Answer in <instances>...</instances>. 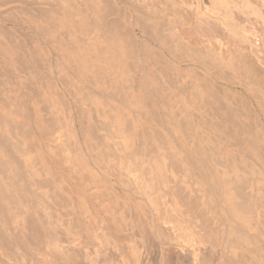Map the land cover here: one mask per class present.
Segmentation results:
<instances>
[{"label":"rangeland","instance_id":"374dc122","mask_svg":"<svg viewBox=\"0 0 264 264\" xmlns=\"http://www.w3.org/2000/svg\"><path fill=\"white\" fill-rule=\"evenodd\" d=\"M147 1L0 0V247L7 248L6 253L0 248L1 263L7 264L10 258H14L11 264H63L66 258L64 264H80L78 258L86 260L82 264H250L254 259L264 260V134L261 148L249 147L254 142L244 128L254 123L256 115L248 110L251 104L235 84L240 80L237 84L242 82V87L260 88L254 87L259 84L251 76L257 74L252 61L236 50L230 57L218 58L217 47L212 49L206 42L212 37L205 36L214 32H209L206 23H195L194 10L190 11L193 15L188 11L190 0ZM195 1L199 11L206 8L201 12L210 7V0ZM258 1L251 3L257 6ZM237 17L236 24H245V17ZM182 21L191 24L183 26ZM239 27L244 30L246 26ZM200 38L204 43L195 41ZM201 45L208 48L204 51ZM194 54L198 62L193 61ZM178 59L186 60L182 64ZM221 59L226 60L225 66ZM134 60L140 63L137 67ZM199 60L201 66L203 62L209 69L214 66L206 70L216 72L218 78L209 72L204 77L202 69L193 72ZM186 64H192V70ZM199 78L210 82L202 83L196 98L191 86ZM251 149L256 151L251 153ZM53 228L59 235H53ZM19 232L25 236L21 238ZM46 236H57V244L63 241L53 249L56 252L47 247ZM33 237L38 242L30 241ZM68 240L79 244L77 250ZM87 240H94L91 244L96 246L83 244ZM41 244L50 251L52 261L46 259L50 256L46 251L45 259L35 255V246ZM15 245L22 251L15 250ZM3 257L9 259L5 262Z\"/></svg>","mask_w":264,"mask_h":264},{"label":"bare ground","instance_id":"6f19581e","mask_svg":"<svg viewBox=\"0 0 264 264\" xmlns=\"http://www.w3.org/2000/svg\"><path fill=\"white\" fill-rule=\"evenodd\" d=\"M147 1V0H146ZM153 1H156V0H153ZM161 1V0H160ZM166 1V0H165ZM167 1H169V0H167ZM180 1V0H179ZM186 1V0H185ZM188 1V0H187ZM194 0H190V2L188 1V3L190 4V8H188L187 6H184V4H182V6H181V4H178V6L180 5L182 8L183 7H187L189 10V12L191 11V10H194L193 12H194V20H195V23H201V24H204V23H206L209 27H210V29L211 30H209V32L211 31V33L213 34V32H214V35H205L206 36V38H211L212 37V39H215V42H212L213 40L211 39L210 41L208 40V39H206V42H210V45L212 46H210L212 49H213V47L214 46H216L217 47V49H218V51H219V53L220 54H218V52L217 53H215V51H213V50H211V51H213V53H215V55H217L218 56V58L220 57V55L221 56H223V57H225V56H228V57H230V55H231V53L232 52H234L235 54H236V52H240V54H241V52H243L244 54H245V56L246 55H248V57L250 58V60L252 61V62H250V66H254V68H253V66L251 67V68H253V69H255L256 70V73L257 74H255V75H251V76H254V83H257V84H259V85H255L254 87H256V88H259V89H255V88H253L250 84V86L251 87H248V84L247 85H245L244 84V87H242V85L240 84V83H242V82H239V84H237V82L238 81H240V80H237V82H235V84L238 86V88H240V93L243 95V96H245V97H247L248 98V100H249V102H250V104H251V108L252 109H248V110H253V112L255 113V119L256 120H254L253 119V122L254 123H251V126H252V124H254V126L253 127H251V126H249V125H246V124H244V125H246L245 126V128H244V126L243 127H241L242 129H241V131L243 130V128H244V134L246 135V137L248 136L249 138H252V140H253V142L254 143H250L249 144V147H250V145L252 146V145H254V146H252L253 148L256 146V147H258V148H261V140H260V138H261V136H263V134H264V132L261 130L262 129V127L264 126V88L262 89V87H264L263 86V84H264V80L263 81H261L260 80V77H263V79H264V0H259L258 2V4H257V2H256V4H257V6L256 5H254L253 3H251V0H210L209 1V3H210V7L209 6H207V8L209 7V9L208 10H206L205 12H201L202 10H205V9H202L201 11H199L198 10V7L197 6H194L193 5V2ZM196 1H198V0H196ZM195 1V2H196ZM199 1H201V0H199ZM130 2V1H129ZM148 2V1H147ZM150 2V1H149ZM148 2V3H149ZM174 2V1H173ZM181 2V1H180ZM158 3V2H157ZM162 3V2H161ZM171 3V2H170ZM179 3V2H178ZM185 3V2H184ZM187 3V2H186ZM186 3H185V5H186ZM199 2H197L196 4H198ZM201 4H202V2H200ZM241 3L243 4V6L241 5ZM132 4V3H131ZM130 4V5H131ZM156 4V3H155ZM154 4V5H155ZM164 4V3H163ZM133 5V4H132ZM149 5V4H148ZM152 5V4H151ZM150 5V6H151ZM169 5V4H168ZM156 6V5H155ZM159 6V5H158ZM165 6V5H164ZM176 7V6H175ZM175 7H174V9H175ZM205 7V6H204ZM150 8V7H149ZM152 8V7H151ZM161 8V7H160ZM159 8V9H160ZM163 8H165V7H163ZM167 8H168V6H167ZM167 8H165V10L167 9ZM191 8H193V9H191ZM169 9H172V8H169ZM176 9H179V7H176ZM176 9H175V12H176ZM181 9V8H180ZM148 10V9H147ZM146 11V10H145ZM164 11V10H163ZM173 10H171V12H172ZM181 11V10H180ZM184 11H186V10H184ZM240 11V12H239ZM136 12V11H135ZM135 12H133V13H135ZM147 12V11H146ZM153 12H154V10H153ZM183 12V11H182ZM188 12V13H189ZM193 12H190L189 14L191 15ZM250 12H252L253 14H251ZM130 13V12H129ZM150 13H152V12H150ZM158 13V12H157ZM172 13H174V11L172 12ZM178 13H179V11H178ZM186 13V12H185ZM184 12H183V14H185ZM137 14H140V12L139 13H137ZM148 14V13H147ZM162 14V13H161ZM164 14V13H163ZM177 14V13H176ZM180 14H182V13H180ZM179 14V16H182V15H180ZM135 15V14H134ZM141 15H143V14H141ZM150 17H151V15H152V17H153V14H148ZM186 15V14H185ZM193 15V14H192ZM239 15V17H240V15H242L243 17H245L246 19H245V24L244 23H238V24H236V20H238V19H236V18H238L237 16ZM251 15H253L252 17H254V19H251ZM130 16H133V14H132V12H131V15ZM144 16V15H143ZM162 16V15H161ZM164 17H166V15H163ZM162 16V17H163ZM170 16V15H169ZM163 17V18H164ZM178 17V16H177ZM129 18H132V17H129ZM135 18V17H134ZM145 18V17H144ZM161 18V17H160ZM159 18V19H160ZM186 18V17H185ZM189 18V17H188ZM241 18V17H240ZM137 19V18H136ZM149 19H151V18H149ZM179 19H180V17H179ZM130 20L131 19H129V22H130ZM139 20V19H138ZM140 20H141V18H140ZM181 20V19H180ZM241 20H243L242 18H241ZM240 20V21H241ZM137 21V20H136ZM145 21V20H144ZM155 21V20H154ZM158 21V20H157ZM171 21V20H170ZM239 21V20H238ZM253 21V22H252ZM134 22V21H133ZM164 22V21H163ZM189 22V21H188ZM144 23V22H143ZM160 23V22H159ZM170 23V22H169ZM168 23V24H169ZM131 24V23H130ZM161 24V23H160ZM164 24H165V22H164ZM167 24V25H168ZM172 24V23H171ZM171 24H169V25H171ZM182 24H183V26L184 25H188V27L190 26V22H189V24H185L183 21H182ZM240 24H243V27H245V29L244 30H239L240 29ZM249 26V28H247V25ZM253 24H255L254 26H253ZM152 25V24H151ZM163 25V24H162ZM179 25H180V23H179ZM178 25V26H179ZM193 25V24H192ZM239 25V26H238ZM245 25V26H244ZM146 25H144V27H145ZM154 26V25H153ZM182 26V25H181ZM194 26H196V25H194ZM238 26V27H237ZM140 28H141V25L139 26ZM163 27H165V25L163 26ZM170 28H171V26H169ZM185 27H187V26H185ZM185 27H183V28H185ZM193 27V26H192ZM161 28V27H160ZM195 28V27H194ZM144 29V28H143ZM158 29H159V26H158ZM167 29H169L168 27H167ZM167 29H165V30H167ZM197 29H198V27H197ZM205 29V30H204ZM203 30H204V32L205 31H208V30H206V28H204ZM161 30H162V28H161ZM160 30V31H161ZM144 31L146 32V28L144 29ZM186 31V30H185ZM196 31V30H195ZM93 32H95V31H93ZM101 32V31H100ZM142 32V31H141ZM163 32V31H162ZM173 32V34H174V31H172ZM178 32H179V30H178ZM187 32V31H186ZM191 32V31H190ZM200 31H198L197 33H199ZM208 32V33H209ZM98 33V32H97ZM150 33V32H149ZM148 33V34H149ZM161 33V32H160ZM171 32H169V34H170ZM176 33V32H175ZM145 34V33H144ZM146 34H147V32H146ZM147 34V35H148ZM153 34V33H152ZM162 34V33H161ZM165 34V33H164ZM168 34V33H167ZM166 34V35H167ZM172 33H171V37H172V35H173ZM177 34V33H176ZM175 34V36H177ZM187 34H189V32L187 33ZM191 34H192V32H191ZM196 34V33H195ZM200 34H202V32L200 33ZM204 34V33H203ZM203 34L201 35L202 37H203ZM205 34H207V33H205ZM98 35V34H97ZM154 35V34H153ZM181 36H182V34H180ZM199 35V34H198ZM136 36V35H135ZM149 36V35H148ZM152 36V35H151ZM162 36V35H161ZM164 36V35H163ZM204 36V37H205ZM208 36V37H207ZM98 37V36H97ZM157 37H158V35H157ZM156 37V40L158 39ZM160 37V36H159ZM168 37H170V35L168 36ZM193 37H194V35H193ZM193 37L191 36V38L193 39ZM199 37H200V35H199ZM201 37V38H202ZM228 37H229V39H228ZM154 38V37H153ZM153 38H151V39H153ZM164 38H167V36H165ZM183 38L184 39H189L190 38V36H188V38L186 37H184L183 36ZM196 38H198V36L196 37ZM195 38V39H196ZM200 38V40H195V41H197V43H198V41L199 42H201L202 41V39ZM147 39H148V37H147ZM163 39V38H162ZM205 39V38H204ZM135 40H136V38H135ZM149 40V39H148ZM147 40V41H148ZM173 40V39H172ZM176 39L174 38V41H175ZM189 40H191V39H189ZM208 40V41H207ZM146 41V42H147ZM150 41V40H149ZM169 41V40H168ZM178 41V40H177ZM176 41V42H177ZM181 42H182V40H180ZM193 41V40H192ZM194 41V42H195ZM204 41V40H203ZM151 42V41H150ZM153 42H155V41H153ZM152 42V43H153ZM158 43H159V41H157ZM184 43H188L187 41L185 42V41H183ZM191 41H189V43H190ZM193 42V43H194ZM205 42V43H206ZM144 43V42H143ZM168 43L169 42H167V45H168ZM173 43V42H172ZM180 43V42H179ZM201 43H204V42H201ZM155 44V43H154ZM159 44H161V43H159ZM177 44V43H176ZM190 44H192V43H190ZM188 45V46H191V45ZM236 44V46H234ZM56 45V44H55ZM90 45V44H89ZM153 45V44H152ZM165 45V44H164ZM170 45V44H169ZM168 45V46H169ZM173 46H174V43L172 44ZM179 45V44H178ZM185 45V44H184ZM194 45H197L196 43H194ZM199 45H200V43H199ZM52 46H54V45H52ZM180 46V45H179ZM182 44H181V47L180 48H182ZM204 46V45H203ZM202 45H201V48H205V49H207L208 47H207V45L205 46V47H203ZM90 47V46H89ZM151 47V46H150ZM161 47H162V45H161ZM160 47V48H161ZM165 47V46H164ZM169 47H171V46H169ZM169 47H167V48H169ZM175 47V46H174ZM176 47H177V45H176ZM194 47V46H193ZM193 47H191V48H193ZM198 47V46H197ZM207 47V48H206ZM132 48V47H131ZM154 48V47H153ZM152 48V49H153ZM189 48V47H188ZM196 48V47H195ZM194 48V49H195ZM199 48V47H198ZM210 48V49H211ZM129 49H130V47H129ZM137 49V48H136ZM146 49V48H145ZM169 49H171V48H169ZM168 49V50H169ZM179 49V48H178ZM193 49V50H194ZM205 49H204V51H205ZM85 50V49H84ZM87 50V49H86ZM135 49H133V51H134ZM151 50V49H150ZM163 49H161V50H159L158 49V51L160 52V51H162ZM172 50V49H171ZM182 51H184V48L183 49H181ZM215 50V49H214ZM235 50H236V52H235ZM143 51V50H142ZM155 51V50H154ZM164 51L165 52H167L166 51V49H164ZM173 51H175V50H173ZM197 51V50H196ZM130 52V51H129ZM132 52V51H131ZM145 52V51H144ZM148 52V51H147ZM163 52V51H162ZM161 52V53H162ZM198 52V51H197ZM203 52V51H202ZM133 53V52H132ZM135 53V52H134ZM138 53H139V51H138ZM153 53V52H152ZM160 53V54H161ZM173 54H174V52H172ZM176 53V52H175ZM190 53V52H189ZM130 54V53H129ZM144 54V53H143ZM158 54V53H157ZM164 54H166V53H164ZM168 54H169V57L170 56H172L171 55V53H169L168 52ZM187 54V53H186ZM199 54H201V53H199ZM131 55V54H130ZM145 55H147V53L145 54ZM152 56V54H151V52H150V54H149V56ZM175 55V54H174ZM188 55V54H187ZM190 55V54H189ZM188 55V56H189ZM232 55H234L233 53H232ZM132 56V55H131ZM166 56V55H165ZM177 56V55H176ZM195 54H194V58H193V61L195 62H198L197 60H194L195 59ZM208 56V55H207ZM237 56V55H236ZM240 56V55H239ZM146 57V56H145ZM144 57V58H145ZM148 57V56H147ZM154 57H156L155 55H154ZM157 57H158V55H157ZM173 57V56H172ZM214 57V56H213ZM241 57V56H240ZM243 57V56H242ZM247 57V56H246ZM247 57V58H248ZM210 58H212V57H210ZM217 58V57H216ZM215 58V59H216ZM248 58V59H249ZM135 59V58H134ZM149 59H150V57H149ZM156 59V58H155ZM155 59H154V61H155ZM159 59V58H158ZM161 59V58H160ZM169 59V58H168ZM177 59V58H176ZM176 59H174L175 61H176ZM183 59V58H182ZM212 59H214V58H212ZM214 59V60H215ZM143 60H145V59H143ZM166 60V59H165ZM164 60V62H166ZM186 60V59H185ZM185 60H182V61H185ZM226 60H228V58H226ZM226 60L224 61L223 59H221V61H223V63L224 62H226ZM230 60V59H229ZM240 60V59H239ZM243 60H244V58H243ZM134 61H136V60H134ZM139 61V60H138ZM147 61V60H146ZM145 61V62H146ZM153 61V62H154ZM160 61V60H159ZM171 61H172V59H171ZM175 61H172L173 63H175ZM179 61V59L177 60V62ZM181 61V60H180ZM179 61V63H181ZM191 61V63L193 64V61L192 60H190ZM190 61H186L187 63L188 62H190ZM220 61V62H221ZM231 62H232V64H235V63H233V60H230ZM247 61V60H246ZM246 61H243L244 63H246ZM143 62V61H142ZM162 62H163V60H162ZM201 61L199 60V63H197V64H195V65H193L194 67H192L193 68V72H198L199 73V69H202L203 71H204V75L203 74H200V75H203L204 77H206L207 76V74H208V72L209 71H207L206 70V68L207 69H209V66H207L206 64H205V62H203V66H201L202 64L200 63ZM237 62V61H236ZM242 62V61H241ZM136 63H138L137 61H136ZM154 63H157L158 64V62H157V60H156V62H154ZM169 63V62H168ZM214 63V62H213ZM218 63H219V61H218ZM223 63H220V65L221 64H223ZM247 63H248V61H247ZM252 63V64H251ZM140 63H138V64H136V66L135 67H137V65H139ZM175 64H177V63H175ZM182 64H183V62H182ZM191 64V65H192ZM201 64V65H200ZM216 64V63H215ZM229 64V63H228ZM228 64L226 65L227 67H228ZM231 63L229 64V66L230 65H232ZM237 64V63H236ZM243 64V63H242ZM112 65V64H111ZM149 65V64H148ZM148 65H146V66H148ZM169 65V64H168ZM181 65V64H180ZM191 65H190V67H191ZM204 65H206L205 67H204ZM239 65H241V64H239ZM244 65V64H243ZM246 65V64H245ZM70 66V65H69ZM134 66V65H133ZM142 66V65H141ZM154 66V65H153ZM163 66V65H162ZM222 66V65H221ZM224 66H225V63H224ZM236 66V65H235ZM134 67V68H135ZM155 67H157V66H155ZM164 67V66H163ZM162 67V68H163ZM166 67V66H165ZM169 67H170V65H169ZM186 67H188V68H190L189 66H187V64H186ZM186 67H184V68H186ZM223 67V66H222ZM231 67V66H230ZM116 68V67H115ZM139 68V67H138ZM143 67H141V69H142ZM166 68H168V67H166ZM179 68V67H178ZM212 69L214 68V66L213 67H211ZM210 68V69H211ZM226 68V67H225ZM232 68V67H231ZM236 68V67H235ZM140 69V68H139ZM140 69V70H141ZM145 69V68H144ZM158 69V68H157ZM191 69V68H190ZM209 69V70H210ZM211 69V70H212ZM227 69V68H226ZM232 69H234V68H232ZM252 69V70H253ZM149 71H150V69H148ZM154 70V69H153ZM152 70V71H153ZM161 70V69H160ZM160 70H157L158 72L160 71ZM192 70V69H191ZM200 71L201 73H203V71ZM210 70V71H211ZM145 71V70H144ZM156 71V72H157ZM166 71H167V69H166ZM169 71H172V70H169ZM168 71V72H169ZM227 71V70H226ZM138 72V71H137ZM147 72V71H146ZM174 72V71H173ZM172 72V73H173ZM179 72V71H178ZM192 72V71H191ZM215 72V71H214ZM139 73V72H138ZM152 73V72H151ZM162 73V75H163V72H160V74ZM170 73V72H169ZM171 73V74H172ZM175 73V72H174ZM173 73V74H174ZM209 73H212L213 74V72H209ZM140 74H141V72H140ZM143 74H144V72H143ZM153 74V73H152ZM152 74H150L151 76H152ZM215 74L217 75V73L215 72L213 75L215 76ZM231 74V73H230ZM147 75V74H146ZM158 75V74H157ZM192 75V74H191ZM195 75L197 76V74L195 73ZM200 75H198V76H200ZM210 75V74H209ZM223 75H225V74H222V77H223ZM227 75V74H226ZM143 76V75H142ZM197 76V77H198ZM202 76V77H203ZM220 76V75H219ZM250 76V75H249ZM67 77H69V76H67ZM73 77V76H72ZM81 77H83V76H81ZM144 77H145V75H144ZM143 77V78H144ZM165 78L167 77V75L166 76H164ZM170 77V76H169ZM201 76H200V78H202ZM209 77V76H208ZM208 77L206 78V79H208ZM211 77V76H210ZM210 77H209V80H211L212 79V77H211V79H210ZM247 77V76H246ZM73 78H75V77H73ZM156 79L158 78V76L157 77H155ZM162 78V77H161ZM164 78V79H165ZM194 78V77H193ZM200 78H199V80H200ZM215 78H218V76L216 77L215 76ZM214 78V79H215ZM220 78V77H219ZM229 78V77H228ZM158 79H160V78H158ZM166 79H170V78H166ZM165 79V80H166ZM174 79V78H173ZM173 79L171 78L170 80H172L173 81ZM204 79V78H203ZM213 79V80H214ZM220 79H222V78H220ZM227 79V78H226ZM233 78H231V80H232ZM242 79V78H241ZM248 79V78H247ZM252 79V78H251ZM262 79V78H261ZM134 80V79H133ZM141 80V79H140ZM144 80V79H143ZM155 80V79H154ZM185 80V79H184ZM245 80V79H244ZM81 81V80H80ZM132 81V80H131ZM169 81V80H168ZM171 81V82H172ZM224 81V80H223ZM230 81V80H229ZM246 81V80H245ZM78 82V81H77ZM130 82V81H129ZM134 82V81H133ZM140 82H142V80L140 81ZM144 82V81H143ZM143 82H142V84H143ZM146 82V81H145ZM159 83L158 84H160V81H158ZM171 82H169V83H171ZM190 82V84L192 83L191 81H189ZM197 82V83H196ZM195 83L193 82V85L191 86L192 87V90L194 91V95H196V98H199V94H201V90H199V87H201L202 86V83H204V82H210V81H206L205 79H204V81L203 80H200V82H198V80L196 81ZM214 82V81H213ZM212 82V83H213ZM215 82H216V80H215ZM233 82V81H232ZM232 82H230V84H231V86H233L232 84ZM247 82H249V81H247ZM226 83V82H225ZM224 83V84H225ZM136 84H137V82H136ZM152 84V83H151ZM157 84V85H158ZM163 84V83H162ZM172 84V83H171ZM185 84V83H184ZM187 84V83H186ZM185 84V85H186ZM234 84V85H235ZM133 85V84H132ZM147 85H148V83H147ZM156 85V86H157ZM227 85V84H226ZM135 86V85H134ZM187 86H189V85H187ZM186 86V87H187ZM207 86L210 88V86L207 84ZM206 86V87H207ZM216 86L219 88V86H218V84L216 85V83H215V88H216ZM228 86V85H227ZM226 86V87H227ZM230 86V87H231ZM133 87V86H132ZM148 87V86H147ZM151 87V86H150ZM149 87V88H150ZM190 87V86H189ZM221 87V86H220ZM229 87V86H228ZM157 88V87H156ZM204 88V87H203ZM237 88V87H236ZM235 88V89H236ZM253 88V89H252ZM190 90V89H189ZM206 90H208V89H206ZM222 90V89H221ZM225 90V89H224ZM231 90H233V89H231ZM205 91V90H204ZM213 92L215 91V90H212ZM189 92V91H188ZM217 92V91H216ZM227 92V91H226ZM235 92V91H234ZM237 93V92H236ZM227 94V93H226ZM213 95V94H212ZM238 95H240V94H238ZM193 96V95H192ZM208 96V95H207ZM232 96H236V95H232ZM180 97V96H179ZM190 97V96H189ZM209 98H210V96H208ZM218 97V96H217ZM230 97V96H229ZM240 97V96H239ZM242 97V96H241ZM174 98H175V96H174ZM185 98H187V97H185ZM184 98V99H185ZM213 98V97H212ZM234 98V97H233ZM187 99H189V98H187ZM186 99V100H187ZM201 99V98H200ZM211 99V98H210ZM232 99V98H231ZM240 99H242V98H240ZM179 100H181V99H179ZM178 100V101H179ZM210 101V100H209ZM208 101V102H209ZM212 101V100H211ZM182 102V104H183V101H180V103ZM189 102V101H188ZM236 101L234 100V102L233 103H235ZM225 103V102H224ZM237 103V102H236ZM235 103V104H236ZM243 103V102H242ZM247 104V102H244V104ZM173 104V103H172ZM176 104V102L174 103V105ZM215 104V103H214ZM217 104V103H216ZM234 104V105H235ZM241 104V103H240ZM173 105V106H174ZM192 105V104H191ZM194 105V104H193ZM204 105V104H203ZM225 105V104H224ZM228 105V104H227ZM230 105V104H229ZM171 106V105H170ZM183 106V105H182ZM210 106V105H209ZM242 106V105H241ZM172 107V106H171ZM177 107V106H176ZM196 107V106H195ZM214 107V106H213ZM239 108H240V105L238 106ZM246 107V106H245ZM249 107V106H248ZM187 108H188V106H187ZM197 108V107H196ZM239 108H237L238 109V111H240L241 112V110L242 109H240L239 110ZM242 108V107H241ZM173 109V108H172ZM214 109V108H213ZM215 109H216V107H215ZM226 109V108H225ZM227 109H229V107L227 108ZM244 109V108H243ZM182 110H183V108H182ZM220 110V109H219ZM185 111V110H184ZM228 111H232L231 109H229ZM175 112V111H174ZM223 112V111H222ZM245 112V111H244ZM243 112V114L245 115V113ZM252 112V111H251ZM219 113V112H218ZM221 113V112H220ZM233 113V112H232ZM237 113V112H236ZM246 113H249V112H246ZM253 113V114H254ZM224 114V113H223ZM234 114V113H233ZM250 114V113H249ZM252 114V115H253ZM235 115V114H234ZM247 115V114H246ZM251 115V114H250ZM220 117V116H219ZM222 117V116H221ZM224 118H225V116H223ZM238 117V116H237ZM240 117V116H239ZM227 118V117H226ZM230 118H232V116L230 117ZM244 118H245V116H244ZM244 118H243V120H244ZM251 120H252V116L251 117H249ZM220 119H222V118H220ZM227 120V119H226ZM230 120V119H229ZM247 120V119H246ZM234 121H236V123L238 122L236 119L234 120ZM250 120L248 119V122H249ZM225 122V121H224ZM223 122V123H224ZM226 122H228V121H226ZM250 122H252V121H250ZM229 123V122H228ZM231 123H233L232 121H231ZM235 123V124H236ZM239 125H237V127H238ZM235 127V126H234ZM227 128H229V127H227ZM230 128H231V126H230ZM229 128V129H230ZM239 128V127H238ZM237 128V129H238ZM264 128V127H263ZM236 129V128H235ZM224 130V129H223ZM230 130H233L232 128L230 129ZM263 133H262V132ZM61 132V131H60ZM234 132V131H233ZM57 133H59V132H57ZM262 133V134H261ZM241 134V133H240ZM244 134H242V135H244ZM59 135V134H58ZM57 135V136H58ZM234 135H236L235 133H234ZM227 136H229V135H227ZM59 137V136H58ZM61 137V136H60ZM230 137V136H229ZM235 137H237V136H235ZM56 138V137H55ZM264 138V137H263ZM61 140V139H60ZM246 140H248V139H246ZM59 141V140H58ZM238 141V140H237ZM245 141V140H244ZM241 143V141H238V143ZM247 142V141H246ZM246 142H243L242 141V143L244 144V143H246ZM249 142H247L246 144H248ZM236 144V143H235ZM234 144V145H235ZM237 146V145H236ZM240 145H238V147H239ZM246 146V145H245ZM243 147V146H242ZM248 146H246V148H247ZM251 147V148H252ZM255 147V148H256ZM264 148V144H263V146H262V150H264L263 149ZM221 149V148H220ZM233 149V148H232ZM248 149H250V148H248ZM252 150V149H251ZM256 151V149H253L252 151H251V153H253V151ZM259 150V149H258ZM257 150V151H258ZM238 151V150H237ZM241 151H243V150H241ZM248 151V150H247ZM246 151V152H247ZM250 152V151H249ZM261 152V151H260ZM244 153V152H243ZM231 154V153H230ZM263 153H261V155H262ZM248 155V154H247ZM258 155H259V153H258ZM244 156V155H243ZM240 157V156H239ZM246 157V156H245ZM258 158L260 157V156H257ZM251 158V157H250ZM247 159H248V157H247ZM261 159V158H260ZM262 159H263V157H262ZM252 161V160H251ZM262 162V161H261ZM235 163V162H234ZM243 163V162H242ZM253 163H254V161H253ZM258 163V162H257ZM246 164V163H245ZM263 164H264V162H263ZM247 167V166H246ZM249 167V166H248ZM255 166H253V168H254ZM256 167H257V165H256ZM263 167V166H262ZM241 168V167H240ZM227 169V168H226ZM239 169V168H238ZM258 169V168H257ZM262 169V168H261ZM129 170V169H128ZM230 170V169H229ZM246 171V170H245ZM251 171V170H250ZM261 171V170H260ZM260 171H258V172H260ZM221 172V171H220ZM249 172V171H248ZM255 172V171H254ZM215 173V172H214ZM224 173V172H223ZM232 173V172H231ZM261 173V172H260ZM220 174V173H219ZM252 174V173H251ZM255 174V173H254ZM231 176V175H230ZM259 179V178H258ZM204 184V183H203ZM256 186V185H255ZM259 187V186H258ZM227 211V210H226ZM243 219V218H242ZM14 220H16V219H14ZM49 221H50V219H48ZM104 220V219H103ZM108 220V219H107ZM12 221H13V219H12ZM11 221V222H12ZM17 221V220H16ZM105 221V220H104ZM166 222H168L167 220H165ZM15 222V221H14ZM18 222V221H17ZM21 223V222H20ZM44 223V222H43ZM46 223H47V221H46ZM50 223V222H49ZM96 223V222H95ZM165 223V222H164ZM170 223V222H169ZM236 223V222H235ZM17 224V223H16ZM18 224H19V222H18ZM51 224V223H50ZM55 224V223H54ZM162 224H163V222H162ZM161 224V225H162ZM244 224V223H243ZM21 225V224H20ZM47 225V224H46ZM49 225V224H48ZM56 225V224H55ZM55 225H53V226H55ZM87 225H90V224H87ZM95 225V224H94ZM93 225V226H94ZM153 225V224H152ZM169 225V224H168ZM233 225V224H232ZM18 226V225H17ZM17 226H15V227H17ZM170 226H171V224H170ZM14 227V228H15ZM44 227V226H43ZM46 227H48V226H46ZM157 227V226H156ZM253 227V226H252ZM49 228V227H48ZM57 228V227H56ZM114 228V227H113ZM154 228V227H153ZM158 228V227H157ZM181 228V227H180ZM12 229H13V227H12ZM12 229H10V230H12ZM16 229V228H15ZM21 229V228H20ZM19 229V230H20ZM49 229H51V228H49ZM54 229V231L52 230V232L54 233L53 235H56V232H58V231H56L55 230V228H53ZM112 229V228H111ZM7 231H8V228L6 229ZM14 230V229H13ZM87 230V229H86ZM179 229H177V231H178ZM6 231V232H7ZM15 231V230H14ZM22 231H23V229H22ZM43 231V230H42ZM45 231H46V229H45ZM51 231V230H50ZM62 231V230H61ZM159 231V230H158ZM15 232H17L18 233V231L16 230ZM70 232V231H69ZM91 232H93V231H91ZM109 232V231H108ZM115 232V231H114ZM163 232H165V231H163ZM172 232V231H171ZM174 232V231H173ZM224 232V231H223ZM251 232V231H250ZM252 232H253V230H252ZM262 232V231H261ZM260 232V233H261ZM20 233V232H19ZM85 233H87V232H85ZM88 233H90L89 231H88ZM175 233V232H174ZM177 233V232H176ZM231 233V232H230ZM234 233V232H233ZM243 233V232H242ZM21 234V233H20ZM51 234V233H50ZM66 234V233H65ZM69 234V233H68ZM79 234H81V233H79ZM78 234V235H79ZM83 234V233H82ZM186 234V233H185ZM232 234V233H231ZM251 234V233H250ZM255 234H256V232H255ZM41 235H44V232H43V234H41ZM46 235V234H45ZM58 235H59V232H58ZM74 235V234H73ZM244 235V234H243ZM246 235V234H245ZM252 235V234H251ZM12 236V235H11ZM19 236V235H18ZM17 236V237H18ZM23 236H25V235H23V234H21V238L23 237ZM30 236V235H29ZM35 236H37V234L35 235ZM51 236V235H50ZM68 236V235H67ZM85 235H83V237H84ZM87 236V238H89L90 236V239H92V235L90 234V236L88 237V235H86ZM103 236V235H102ZM169 236V235H168ZM187 236H188V234H187ZM238 236V235H237ZM254 236V235H253ZM260 236V235H259ZM258 236V237H259ZM14 237V236H13ZM32 237V236H31ZM48 239H47V247L50 249V250H53V249H55L56 250V248H58V244L60 243V242H63V241H58L59 243L57 244L56 243V237L57 236H52V237H48V236H46ZM61 237V236H60ZM78 237V236H77ZM77 237H75V238H77ZM172 237V236H171ZM189 237V236H188ZM188 237H187V239H188ZM255 237V236H254ZM19 238V237H18ZM20 238V239H21ZM41 238V237H40ZM45 238V237H44ZM64 238V237H63ZM69 238H71L70 236H69ZM68 238V239H69ZM74 238V239H75ZM80 238V237H79ZM86 238V239H87ZM186 238V237H185ZM236 238V237H235ZM32 239H34V240H30V241H35V239L36 238H32ZM38 239V238H37ZM36 239V240H37ZM66 239V238H65ZM85 239V240H86ZM94 239V238H93ZM101 239V238H100ZM99 239V240H100ZM126 239V238H125ZM128 239V238H127ZM166 239V238H165ZM233 239V238H232ZM242 239V238H241ZM23 240V239H22ZM21 240V241H22ZM40 240V239H39ZM41 240H43V239H41ZM46 240V238L44 239V241ZM61 240H62V238H61ZM69 240H71V239H69ZM69 240H68V243H69ZM96 240V239H95ZM109 240V239H108ZM191 241V239H188V241ZM229 240H231V239H229ZM228 240V241H229ZM15 241V240H14ZM20 241V240H19ZM20 241V242H21ZM64 241H66V240H64ZM77 241V240H76ZM89 243H88V242ZM86 242L87 243H83V244H91L92 243V241H94V240H92L91 241V243H90V241L89 240H87ZM180 241V240H179ZM185 241V240H184ZM189 241V242H190ZM23 242L25 243V241L23 240ZM36 242H38V240L36 241ZM73 242V241H72ZM82 242H83V240H82ZM85 242V241H84ZM97 242V241H96ZM170 242V241H169ZM177 242V241H176ZM180 242H183V240L182 241H180ZM187 242V241H186ZM231 242H232V240H231ZM235 242V241H234ZM256 242V241H255ZM23 243V244H24ZM30 243V242H29ZM66 243V242H65ZM76 243V242H75ZM70 244L71 246L70 247H72V245H73V248H75L76 249V246H78L77 244ZM79 243H81V240H80V242ZM95 243V242H94ZM94 243H92V244H94ZM192 243V242H191ZM228 243V242H227ZM249 243V242H248ZM262 243V242H261ZM12 244H14L13 243V240H12ZM15 244H16V242H15ZM17 244H18V242H17ZM30 244H32V243H30ZM30 244L29 245H26V246H30ZM42 244H43V241H42ZM40 245V247H38V245L37 246H35V248L37 249V251L38 252H35V255L36 256H42L44 259L46 258V257H44V254H45V256H47L46 255V253H45V251L47 252V254H48V256H49V258H46V259H50L51 260V254H50V251L48 250V249H46L45 247H42L41 248V246H44L45 245V242H44V245ZM68 244V245H69ZM82 244V243H81ZM91 244V245H92ZM241 244V243H240ZM66 245V244H65ZM67 245V246H68ZM88 245V246H89ZM90 245V246H91ZM243 245V244H242ZM252 245L254 246L255 244H253L252 243ZM264 245V244H263ZM19 246H24V245H22V244H19ZM25 246V247H26ZM64 246V245H63ZM63 246H61L60 245V247H62V249H63ZM67 246H65V247H67ZM84 246V245H83ZM86 246V245H85ZM93 246V245H92ZM91 246V247H92ZM94 246H96V244L94 245ZM93 246V247H94ZM98 246V245H97ZM102 246V245H101ZM15 247V248H14ZM13 248L15 249V250H18V249H21L20 247H16V245L14 246ZM32 247V246H31ZM64 247V248H65ZM80 247V246H79ZM103 247V246H102ZM184 247V246H183ZM259 247V246H258ZM1 249H3V252L2 253H4L6 250H7V248L5 249L3 246L2 247H0ZM11 248V247H10ZM16 248H18V249H16ZM23 248V247H22ZM33 248H34V246H33ZM34 248V249H35ZM41 248V249H40ZM68 249H69V247H67ZM67 248H65V249H67ZM83 248V247H82ZM155 248V247H154ZM185 248H188V247H186L185 246ZM219 248V247H218ZM0 249V250H1ZM29 249V248H28ZM35 249V250H36ZM44 249H46V250H44ZM71 249V248H70ZM69 249V250H70ZM79 249V248H78ZM88 249V248H87ZM124 249V248H123ZM162 249V248H161ZM191 249V248H190ZM222 249V248H221ZM259 249V248H258ZM9 250V249H8ZM31 250V249H30ZM48 250V251H47ZM59 250V249H58ZM61 250V249H60ZM72 250V249H71ZM74 250V249H73ZM77 250V249H76ZM80 250V249H79ZM88 250H90V249H88ZM104 250H106L105 248H104ZM159 250V249H158ZM188 250V249H187ZM228 250V249H227ZM241 250V249H240ZM245 250V249H244ZM2 251V250H1ZM1 251H0V254H1ZM9 251H11V250H9ZM14 250H12L11 252H13ZM18 251H20V250H18ZM21 251H22V249H21ZM44 251V252H43ZM54 251V250H53ZM110 251V250H109ZM124 251H125V249H124ZM183 251H184V248H183ZM186 251V250H185ZM237 251V250H236ZM242 251V250H241ZM249 251V250H248ZM253 251V250H252ZM8 253V254H12V253ZM54 252H56V251H54ZM62 252V251H61ZM60 252V253H61ZM74 252H75V250H74ZM77 252V251H76ZM84 252H85V250H84ZM88 253H89V251H87ZM95 252V251H94ZM155 252H157V251H155ZM228 253H229V251H227ZM238 252V251H237ZM237 252H235V253H237ZM259 252V251H258ZM6 253V252H5ZM23 253V252H22ZM27 253V252H26ZM52 253V252H51ZM67 253V252H66ZM69 253V252H68ZM80 253V252H79ZM86 253V252H85ZM101 253V252H100ZM193 253V252H192ZM240 253V252H239ZM38 254V255H37ZM87 254V253H86ZM85 254V255H86ZM91 254H92V252H91ZM103 254V253H102ZM227 254V253H226ZM234 254V253H233ZM14 255V254H13ZM54 255V254H53ZM56 255H57V253H56ZM62 255H64V252L62 253ZM70 255V257H71V255H72V253L71 254H69ZM68 255V256H69ZM82 255V254H81ZM90 255V254H89ZM93 255H94V253H93ZM96 255V254H95ZM94 255V256H95ZM109 255V254H108ZM192 255V254H191ZM193 255H195L194 253H193ZM228 255V254H227ZM230 255V254H229ZM238 255V254H237ZM236 255V256H237ZM242 254H240V255H238V256H241ZM247 255V254H246ZM252 255V254H251ZM4 256V255H3ZM59 256H60V254H59ZM59 256L57 257L58 259H59ZM65 256V255H64ZM74 255H72V257H73ZM76 256V255H75ZM80 256V255H79ZM87 256H88V254H87ZM125 256V255H124ZM197 256V255H196ZM237 256V257H238ZM260 256V255H259ZM263 256V255H262ZM51 257V258H50ZM77 257H78V255H77ZM76 257V258H77ZM93 257V256H92ZM98 257H99V255H98ZM98 257H93V258H98ZM101 257V256H100ZM109 257V256H108ZM119 257V256H118ZM126 257V256H125ZM158 257V256H157ZM230 257H232V256H230ZM2 258V257H1ZM6 258V257H5ZM5 258L3 257V259L5 260ZM18 259H19V257H17ZM28 258V257H27ZM26 258V259H27ZM33 257H31V259H32ZM53 258H55L54 256H53ZM66 258V257H65ZM81 258V257H80ZM89 258V256L87 257V259ZM91 258V257H90ZM124 258V257H123ZM197 258V257H196ZM225 258V257H224ZM227 258V257H226ZM241 258H243L242 256H241ZM248 258V257H247ZM2 259V260H3ZM7 259H9V258H7ZM6 259V260H7ZM30 259V258H29ZM57 259V260H58ZM64 258H62L61 260L62 261H64L63 260ZM68 258H66V260H67ZM71 259V258H70ZM74 259V258H73ZM92 259V258H91ZM223 259V258H222ZM229 259V258H228ZM233 259H235V257L234 258H232L231 260H233ZM260 259V260H259ZM258 260L257 259H254L250 264H264V260H261V259H263V257L262 258H259ZM1 260V259H0ZM6 260H5V262H6ZM10 260H14V258L13 259H11L10 258ZM10 260H7L8 262L10 261ZM20 260V259H19ZM53 260V259H52ZM51 260V261H52ZM60 260V259H59ZM66 260L63 262V264L66 262ZM72 260V259H71ZM78 260H80L81 261V263L80 264H82V260L83 259H79L78 258ZM104 260V259H103ZM112 260V259H111ZM195 260V259H194ZM239 260H240V258H239ZM238 260V261H239ZM242 260H244V259H242ZM247 260V259H246ZM30 261V260H29ZM28 261V262H29ZM49 261V260H48ZM84 261V260H83ZM86 261V260H85ZM84 261V262H85ZM106 260H104V262H105ZM110 261V260H109ZM8 262H7V264H8ZM13 262V261H12ZM11 261L9 262L10 264L12 263ZM15 262V261H14ZM18 262V261H17ZM16 262V263H17ZM32 262L33 261H30V263L32 264ZM57 262V261H56ZM70 262V261H69ZM88 262V261H87ZM95 262V261H94ZM100 262H101V260H100ZM107 262V261H106ZM114 262V261H113ZM226 262V261H225ZM225 262H221L222 264L223 263H225ZM233 262H234V260H233ZM240 262V261H239ZM26 263V262H25ZM61 263V262H60ZM73 263V262H72ZM77 263V262H76ZM75 263V264H76ZM92 263V262H91ZM99 263V262H98ZM112 263V262H111ZM111 263H109V264H111ZM115 263V262H114ZM245 263V262H244ZM0 264H3V262L1 263V261H0ZM53 264V263H52ZM57 264H59V263H57ZM62 264V263H61ZM74 264V263H73ZM85 264H87V263H85ZM102 264H103V261H102ZM113 264V263H112ZM127 264V263H126ZM150 264V263H149ZM153 264V263H152ZM241 264H242V262H241Z\"/></svg>","mask_w":264,"mask_h":264}]
</instances>
